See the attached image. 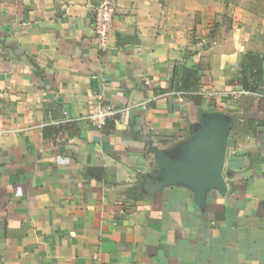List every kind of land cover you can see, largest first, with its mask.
<instances>
[{
	"label": "crops",
	"instance_id": "crops-1",
	"mask_svg": "<svg viewBox=\"0 0 264 264\" xmlns=\"http://www.w3.org/2000/svg\"><path fill=\"white\" fill-rule=\"evenodd\" d=\"M115 1L101 50L95 0H0V264H264V81L241 86L247 56L264 68V18ZM175 67L197 71V92L173 87ZM99 101L118 111L102 129ZM201 112L233 120L227 191L204 212L184 187L141 192L149 147L169 151Z\"/></svg>",
	"mask_w": 264,
	"mask_h": 264
},
{
	"label": "water",
	"instance_id": "water-1",
	"mask_svg": "<svg viewBox=\"0 0 264 264\" xmlns=\"http://www.w3.org/2000/svg\"><path fill=\"white\" fill-rule=\"evenodd\" d=\"M232 123L225 113L201 112L198 121L189 126L188 137L169 151L150 146L155 167L141 177V192L154 195L168 187H184L204 212L211 192L224 196L227 191L224 162Z\"/></svg>",
	"mask_w": 264,
	"mask_h": 264
},
{
	"label": "built area",
	"instance_id": "built-area-1",
	"mask_svg": "<svg viewBox=\"0 0 264 264\" xmlns=\"http://www.w3.org/2000/svg\"><path fill=\"white\" fill-rule=\"evenodd\" d=\"M117 10V2L115 0H103L99 2L94 10L93 14V26L95 31L96 40L98 43V47L101 50H105L108 40H109V32L111 29L112 21L114 14ZM202 97H214L218 96L221 99H237L240 93L236 91L224 92L220 94L215 93H200ZM1 108V104H0ZM118 113L112 106L108 104H104L101 101L97 102L93 113L87 117V119L97 127V129H102L106 126L107 121L115 117ZM2 130L0 129V135L2 134ZM94 264H100L98 262Z\"/></svg>",
	"mask_w": 264,
	"mask_h": 264
},
{
	"label": "trees",
	"instance_id": "trees-1",
	"mask_svg": "<svg viewBox=\"0 0 264 264\" xmlns=\"http://www.w3.org/2000/svg\"><path fill=\"white\" fill-rule=\"evenodd\" d=\"M225 4L228 3V0H223ZM196 74L193 68H190L186 71L179 73L177 68L175 67L172 76V85L174 88L179 91H184L186 93H194L197 92L195 89L197 85ZM243 78L241 82V86L245 91L249 92H257L261 86V83L264 81V68L263 61L256 56L249 55L246 57V67L243 72ZM191 87V88H190ZM193 100L198 103L200 97L199 96H191Z\"/></svg>",
	"mask_w": 264,
	"mask_h": 264
},
{
	"label": "rangeland",
	"instance_id": "rangeland-1",
	"mask_svg": "<svg viewBox=\"0 0 264 264\" xmlns=\"http://www.w3.org/2000/svg\"><path fill=\"white\" fill-rule=\"evenodd\" d=\"M228 2L237 3L240 8L264 18V0H228Z\"/></svg>",
	"mask_w": 264,
	"mask_h": 264
}]
</instances>
